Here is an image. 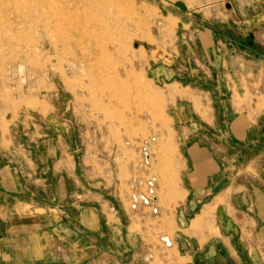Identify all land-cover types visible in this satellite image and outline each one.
<instances>
[{
  "label": "crops",
  "instance_id": "0c3cea01",
  "mask_svg": "<svg viewBox=\"0 0 264 264\" xmlns=\"http://www.w3.org/2000/svg\"><path fill=\"white\" fill-rule=\"evenodd\" d=\"M226 7L213 25L183 17L192 54L157 69L176 92V264H264V0ZM45 129L31 123L26 149L0 137V264H126L103 261L127 249L111 240L118 212L89 202L88 156Z\"/></svg>",
  "mask_w": 264,
  "mask_h": 264
},
{
  "label": "rangeland",
  "instance_id": "374dc122",
  "mask_svg": "<svg viewBox=\"0 0 264 264\" xmlns=\"http://www.w3.org/2000/svg\"><path fill=\"white\" fill-rule=\"evenodd\" d=\"M226 10V0H0V137L26 149L34 123L88 156L89 202L118 212L111 240L127 249L104 262L178 263L176 92L157 69L191 56L183 17L213 25Z\"/></svg>",
  "mask_w": 264,
  "mask_h": 264
},
{
  "label": "built area",
  "instance_id": "2783aa9c",
  "mask_svg": "<svg viewBox=\"0 0 264 264\" xmlns=\"http://www.w3.org/2000/svg\"><path fill=\"white\" fill-rule=\"evenodd\" d=\"M143 200H144L146 203L148 202V201H147V200H148L147 198H143ZM134 207H135V205H134Z\"/></svg>",
  "mask_w": 264,
  "mask_h": 264
},
{
  "label": "bare ground",
  "instance_id": "6f19581e",
  "mask_svg": "<svg viewBox=\"0 0 264 264\" xmlns=\"http://www.w3.org/2000/svg\"><path fill=\"white\" fill-rule=\"evenodd\" d=\"M166 239V238H165Z\"/></svg>",
  "mask_w": 264,
  "mask_h": 264
}]
</instances>
